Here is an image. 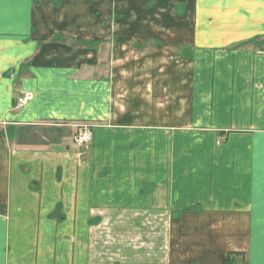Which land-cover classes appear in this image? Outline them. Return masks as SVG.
Instances as JSON below:
<instances>
[{"label":"crops","instance_id":"obj_1","mask_svg":"<svg viewBox=\"0 0 264 264\" xmlns=\"http://www.w3.org/2000/svg\"><path fill=\"white\" fill-rule=\"evenodd\" d=\"M0 264H264V0H0Z\"/></svg>","mask_w":264,"mask_h":264},{"label":"rangeland","instance_id":"obj_2","mask_svg":"<svg viewBox=\"0 0 264 264\" xmlns=\"http://www.w3.org/2000/svg\"><path fill=\"white\" fill-rule=\"evenodd\" d=\"M76 45H80V43H78V44H76ZM25 94V93H24ZM83 127V126H82ZM87 128H90L89 126H86ZM80 128V127H79ZM78 128V129H79ZM91 129V128H90ZM91 131H92V129H91ZM92 136H93V132H92ZM73 143L75 144V142H74V137H73ZM91 144H92V142H91ZM90 143L88 144V145H85V146H78V145H76V146H78L79 148H87V147H89L90 145H91ZM159 223H160V225H161V223H162V221H161V219L159 220ZM150 232L151 231H149V232H144V236L146 235V236H148V238H149V236H150ZM143 233V232H142ZM157 234L159 235V238H161L162 239V237L164 238V232L163 231H159V232H157ZM107 235V234H106ZM134 231H128L127 232V237H128V240L129 239H132V237H134ZM112 239V238H111ZM113 241V240H112ZM129 245H130V247H131V244L133 243V242H127ZM129 246L128 247H126L127 249H128V252H127V255H128V257H130V255H133V254H135L137 257H139L140 255H142V256H145V249H146V252L147 253H149V248H146V247H143L142 245H139V247L138 246H134V248L132 247V248H130ZM161 247H162V242H161V245L159 246V248H158V253H159V255H161ZM147 249H148V251H147ZM125 250V246H123V245H120V246H118V245H116V246H110V250H109V248L108 247H106V249H105V254L106 255H111V256H113V255H119V254H122L123 253V251ZM141 253V254H140ZM104 254V255H105Z\"/></svg>","mask_w":264,"mask_h":264},{"label":"built area","instance_id":"obj_3","mask_svg":"<svg viewBox=\"0 0 264 264\" xmlns=\"http://www.w3.org/2000/svg\"><path fill=\"white\" fill-rule=\"evenodd\" d=\"M33 98L32 92H25V94L18 99V105L19 106H25L29 100ZM93 140L92 131L90 128H87L86 126H81L77 133L74 136V142L75 145L78 146H85L89 143L91 144Z\"/></svg>","mask_w":264,"mask_h":264}]
</instances>
